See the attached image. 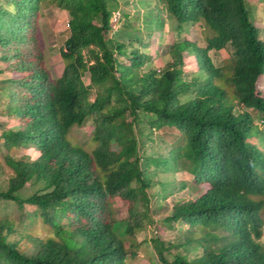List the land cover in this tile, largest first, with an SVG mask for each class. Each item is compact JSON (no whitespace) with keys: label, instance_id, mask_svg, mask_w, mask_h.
Listing matches in <instances>:
<instances>
[{"label":"trees","instance_id":"obj_1","mask_svg":"<svg viewBox=\"0 0 264 264\" xmlns=\"http://www.w3.org/2000/svg\"><path fill=\"white\" fill-rule=\"evenodd\" d=\"M51 4L69 29L56 77L38 32ZM140 5L114 31L120 0H0V264H128L145 222L161 264H264L261 17L249 0ZM87 120L92 152L68 139ZM162 129L168 152H141Z\"/></svg>","mask_w":264,"mask_h":264},{"label":"rangeland","instance_id":"obj_2","mask_svg":"<svg viewBox=\"0 0 264 264\" xmlns=\"http://www.w3.org/2000/svg\"><path fill=\"white\" fill-rule=\"evenodd\" d=\"M249 1H251L258 16L261 17L260 20L254 22V25L259 27V39L261 41H264V11L261 0ZM122 11H125L128 14L131 25H137L141 23V21H138L133 17L135 12L138 11L140 12V16L143 15L140 0H120V11H117L116 15L112 18V21L115 24L114 31L119 30L122 22L126 18L122 15ZM67 20V12L56 7L55 5L51 4L42 8V15L39 19L38 32L42 49L44 50L46 57V66L53 77L58 76L63 67V62L58 51L64 39L69 35ZM170 29L171 25L169 24V22H167L164 27V35L159 38V41L163 44L169 43L171 41ZM202 31L203 28L199 24L195 25L193 28V32L195 33L198 44L200 46H205ZM160 55L164 56L163 50H159V56H157L155 62L150 63L151 66H156L160 63ZM225 56H227V52L225 50L221 51L216 58V63L220 64ZM148 66L149 65H147L146 67L149 68ZM257 122L259 123L260 120L257 119ZM13 124V121L8 122V126H12ZM92 125L93 123L90 120H87L83 125L74 126L68 135V139L70 140V142L74 145H80L87 151L92 152L96 146V142L92 138ZM177 134V131H175L174 129H162L159 131L149 132L148 135L151 138L145 137L144 146L141 147V152H144L146 154H165L168 152V148L176 138ZM260 142V140L257 141V143ZM11 154H20V151L12 149ZM0 161L4 166V169L7 172H10V167H8L3 161L1 155ZM176 195H191V191L185 189L181 192H178ZM170 204L171 201L170 199H168L165 203V206L160 209L157 214H153L154 218H160L163 213L170 208ZM124 212V209H122L121 207L120 209L118 208V218H121L124 215ZM36 229L42 235L47 233V229H45L40 223L37 225ZM155 232L156 231L154 224H150L149 222L144 223V229L138 231L134 236L133 240L137 244L136 255L128 260V264H161L157 259V253L151 241L155 236ZM261 242L264 246V239H261Z\"/></svg>","mask_w":264,"mask_h":264}]
</instances>
